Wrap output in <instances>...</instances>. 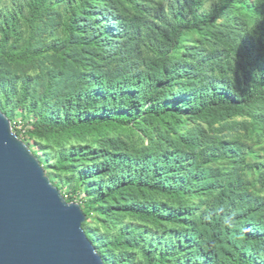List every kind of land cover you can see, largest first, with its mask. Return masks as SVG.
<instances>
[{
	"label": "trees",
	"instance_id": "1",
	"mask_svg": "<svg viewBox=\"0 0 264 264\" xmlns=\"http://www.w3.org/2000/svg\"><path fill=\"white\" fill-rule=\"evenodd\" d=\"M11 106L115 264H264V0H0Z\"/></svg>",
	"mask_w": 264,
	"mask_h": 264
},
{
	"label": "water",
	"instance_id": "2",
	"mask_svg": "<svg viewBox=\"0 0 264 264\" xmlns=\"http://www.w3.org/2000/svg\"><path fill=\"white\" fill-rule=\"evenodd\" d=\"M86 221L0 110V264H106Z\"/></svg>",
	"mask_w": 264,
	"mask_h": 264
},
{
	"label": "rangeland",
	"instance_id": "3",
	"mask_svg": "<svg viewBox=\"0 0 264 264\" xmlns=\"http://www.w3.org/2000/svg\"><path fill=\"white\" fill-rule=\"evenodd\" d=\"M11 108L14 109L11 106L7 108V110ZM12 113L13 116L12 119L10 120L12 123L13 131L17 133L18 137L24 141V143L30 148V150L37 157L41 165L44 167L45 172L49 177V179L51 180L52 184L61 191L62 195L65 197V199L68 202H76L81 205L82 202L87 200L89 194L86 192L85 187H80L79 184L76 182V178L78 176L76 172L79 171L80 168L76 167V170L74 172L73 171L61 172L57 169L56 166L59 157L63 152H65L66 150H68L73 146L76 147L82 144H90L91 140L87 139L84 142H82V140H78V139H66L64 141H57L52 138L51 139L31 138L28 132L29 130L32 129V124L35 120L33 118V114L28 113L27 111L21 109H14ZM124 136H129L130 138H132L133 141L139 143L141 142V139L135 138L134 133L132 132H125ZM90 214L91 216H94L97 213L91 211ZM130 222L133 221L130 220ZM98 225L102 226L100 223ZM98 225L97 224L91 225V227ZM153 230L155 229L153 228L150 230L149 238L152 240L160 239L162 234L161 235L158 234L157 238H154L153 234H155V231L152 233ZM105 232L106 229L105 228L103 229V227H101L99 231L94 234V236L99 241L100 239L105 238V236H107L105 235L106 234ZM114 233L115 232L111 231L108 237L109 236L112 237ZM98 244L101 245L102 244L101 241H99ZM97 251L102 256L106 264H115L113 258L115 257V255L119 254L118 252L115 253L104 252L102 254L98 249ZM135 261L137 263L139 261L143 262L144 260L141 257V255L137 253V257Z\"/></svg>",
	"mask_w": 264,
	"mask_h": 264
}]
</instances>
